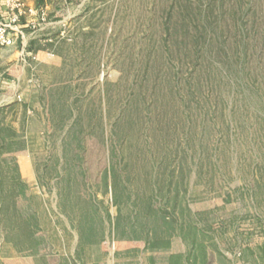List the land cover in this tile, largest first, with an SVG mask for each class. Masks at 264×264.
<instances>
[{"label": "rangeland", "instance_id": "1", "mask_svg": "<svg viewBox=\"0 0 264 264\" xmlns=\"http://www.w3.org/2000/svg\"><path fill=\"white\" fill-rule=\"evenodd\" d=\"M26 1L0 264H264V0Z\"/></svg>", "mask_w": 264, "mask_h": 264}, {"label": "built area", "instance_id": "2", "mask_svg": "<svg viewBox=\"0 0 264 264\" xmlns=\"http://www.w3.org/2000/svg\"><path fill=\"white\" fill-rule=\"evenodd\" d=\"M0 52L14 47L26 26H35L38 20L45 21L47 14L42 9L29 4L26 0H0Z\"/></svg>", "mask_w": 264, "mask_h": 264}, {"label": "crops", "instance_id": "3", "mask_svg": "<svg viewBox=\"0 0 264 264\" xmlns=\"http://www.w3.org/2000/svg\"><path fill=\"white\" fill-rule=\"evenodd\" d=\"M32 4V3H31ZM24 27H26V25L24 24L23 25V28ZM28 38L29 37H26V38H24L25 39V41H27L28 40ZM14 47H15V45H14ZM14 47H11V48H5V49H3L1 52H0V62H1V60H2V58H3V55H4V53L7 51V50H9V49H13ZM256 245V244H255ZM243 247L245 248V249H247L246 247V245H243ZM249 248H251V247H249ZM252 249V251H253V254L255 255L254 257H258L257 256V252L259 253L260 251H261V249H263L264 250V245L263 244H258V245H256V247L254 246V248H251ZM241 253V252H240ZM260 256H262L261 258L262 259H264V254H260ZM263 263H264V260H263Z\"/></svg>", "mask_w": 264, "mask_h": 264}]
</instances>
